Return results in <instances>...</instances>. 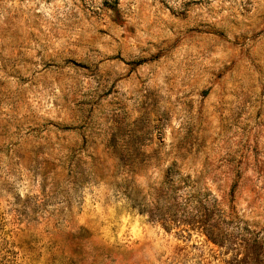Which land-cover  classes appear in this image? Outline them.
Instances as JSON below:
<instances>
[{
    "label": "rangeland",
    "instance_id": "obj_1",
    "mask_svg": "<svg viewBox=\"0 0 264 264\" xmlns=\"http://www.w3.org/2000/svg\"><path fill=\"white\" fill-rule=\"evenodd\" d=\"M0 264H264V0H0Z\"/></svg>",
    "mask_w": 264,
    "mask_h": 264
}]
</instances>
